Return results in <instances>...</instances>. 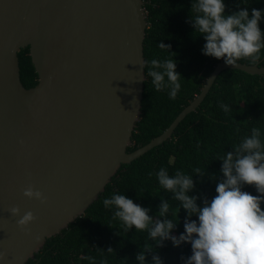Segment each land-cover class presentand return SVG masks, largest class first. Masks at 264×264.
I'll return each instance as SVG.
<instances>
[{
    "label": "water",
    "instance_id": "1",
    "mask_svg": "<svg viewBox=\"0 0 264 264\" xmlns=\"http://www.w3.org/2000/svg\"><path fill=\"white\" fill-rule=\"evenodd\" d=\"M145 0H0V264H26L98 199L122 163L167 140L218 74H264L258 62L219 61L201 92L148 143L129 151L146 80ZM30 47L38 82L21 80ZM32 185L47 197L24 195ZM36 219L26 234L18 216ZM39 235V239L35 237Z\"/></svg>",
    "mask_w": 264,
    "mask_h": 264
},
{
    "label": "trees",
    "instance_id": "2",
    "mask_svg": "<svg viewBox=\"0 0 264 264\" xmlns=\"http://www.w3.org/2000/svg\"><path fill=\"white\" fill-rule=\"evenodd\" d=\"M149 21L144 42L145 59L174 56L176 71L182 74L181 90L175 99L166 91H156L147 76L144 84L142 112L133 131L129 151L148 143L160 135L202 90L208 76L219 61L201 52L205 43L202 36L193 38V28L188 22L191 0H145ZM225 0L226 11L232 12L247 7L264 9V0ZM264 30V20L260 22ZM171 45L170 52L158 47V42ZM21 80L26 87L38 82V73L30 55V47L19 53ZM241 62L251 63L248 59ZM264 65V51L257 61ZM146 64V73H147ZM219 102L228 103L231 112L225 113ZM264 130V74H251L238 68L222 70L212 87L196 110L180 121L172 135L163 143L154 146L131 162L122 163L105 190L100 193L85 212L77 217L60 233L47 238L46 243L26 264H136L135 254L140 251L148 237L146 232L123 230L119 220L113 219L112 211L103 205V199L119 192L131 197L135 203L151 207L150 215L155 216L161 197L170 199L156 181L154 173L160 166L191 172L200 167L204 176L194 174L196 189L190 193L211 199L215 192L220 173L221 161L216 159L223 151H230L239 139L250 134L251 127ZM216 177L211 178L210 174ZM244 191L254 195L256 189L245 185ZM171 204L177 202L170 200ZM264 208V205L261 206ZM186 211L178 213L180 223L173 234L184 231ZM191 219H197L196 216ZM151 242V241H150ZM112 248V251H108ZM164 264H183L181 256L191 255L190 242L174 247L170 240L163 246H155ZM152 253L147 259L151 260Z\"/></svg>",
    "mask_w": 264,
    "mask_h": 264
},
{
    "label": "clouds",
    "instance_id": "3",
    "mask_svg": "<svg viewBox=\"0 0 264 264\" xmlns=\"http://www.w3.org/2000/svg\"><path fill=\"white\" fill-rule=\"evenodd\" d=\"M248 4L246 0H242ZM225 0H191L188 22L193 28V38L202 36L205 43L201 52L206 56L223 59L224 63L237 66L243 59L256 63L264 51V30L260 22L264 20V9L247 7L227 12ZM158 47L169 53L171 45L162 41ZM147 76L156 91H166L170 99H175L181 90L182 74L176 71L174 56L146 60ZM225 112H231L228 103L219 102ZM216 159L221 163V178L217 180L215 192L210 200L191 194L196 189L194 174L204 176L205 170L195 167L191 172L177 168L170 173L169 168L160 166L154 173L158 185L170 199L161 197L156 215H150L151 207L142 206L124 193L114 192L103 199L105 208L112 211L113 219L121 222L128 232H146L148 242L135 254L136 264H164L155 246H163L170 240L174 247L190 242L191 255L181 256L183 264H264V130L253 125L250 134L244 135L230 151H223ZM215 178L216 174H210ZM245 185H252L256 195L244 191ZM24 195L46 202L47 197L39 189L29 185ZM177 202L175 205L169 201ZM186 211L183 221L184 231L173 234L180 223L178 213ZM18 216V226L31 234L28 225L36 217L32 211L21 215L18 206L8 209ZM196 216L197 219H191ZM39 239V235L35 237ZM151 241V242H150ZM112 251V248H108ZM152 253L151 260L146 257ZM0 251V261L5 259Z\"/></svg>",
    "mask_w": 264,
    "mask_h": 264
}]
</instances>
